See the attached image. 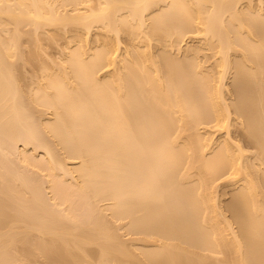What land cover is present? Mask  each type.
I'll return each mask as SVG.
<instances>
[{"label":"bare ground","instance_id":"1","mask_svg":"<svg viewBox=\"0 0 264 264\" xmlns=\"http://www.w3.org/2000/svg\"><path fill=\"white\" fill-rule=\"evenodd\" d=\"M93 2L0 0V153H19L11 160L22 162L10 170L0 154V264H264V0ZM95 26L106 38L94 45L75 33L76 44L50 69L41 35L51 27L89 34ZM43 27L48 32L38 33ZM198 31L216 46L213 71L194 57L198 49L190 47L193 56L181 45ZM28 32L41 35L31 34L20 54ZM123 35L129 41L120 54L114 44ZM22 59L47 64H34L42 71L36 90L19 82ZM212 122L214 130L238 129L253 151L229 136L214 147L201 133ZM19 142L43 149L42 168L57 190L58 180L76 173L80 198L92 201L83 202L90 217L71 210L72 179L59 185L71 194L57 193L71 202L46 182L56 200L44 199L45 177L34 178L42 191L30 176L42 161L24 147L23 154ZM217 180L232 188L224 207Z\"/></svg>","mask_w":264,"mask_h":264},{"label":"rangeland","instance_id":"2","mask_svg":"<svg viewBox=\"0 0 264 264\" xmlns=\"http://www.w3.org/2000/svg\"><path fill=\"white\" fill-rule=\"evenodd\" d=\"M95 1H96V0H94L93 3H95ZM97 2H98V1H97ZM96 4H97V3H96ZM243 5H245V4H244V1H242L241 3H239V7L242 8ZM8 27H11V28L13 29V25H12V26L9 25ZM11 28L9 29V32H10ZM28 28H29V27H28ZM49 28H50V27H49ZM51 28H52V27H51ZM51 28L48 29V27H45V30H46V31H44V27H43V30L40 28L41 30H39L38 33H40V31L48 32V30H51L52 32H51V31H50V32L53 33V32L55 31L56 28L54 29V27H53V30H52ZM47 29H48V30H47ZM68 29H70V27H69ZM74 29H75V30H74ZM74 29H73L72 27H71V29L68 30V31H67V29H62L61 31H63V32H61L60 29H58V30L60 31V34H58V32H57V30H56V31H55L56 33L54 32V34H52V36H54L56 39H55L54 37H50L51 40H49V41H48V39H50V38H49L50 35H47V34H50V32H49V33H46V34H44V35H41V34H40L41 36H43V37H41L42 39H40V38H39V39H40L41 42L43 43L42 47H44L43 50H44V52H45V54L43 53V55H45V57H46V58H45V57H42V58L45 59V62H46L49 66H50V64H51L50 69H52V68L55 67V66H56L55 68H57V65H58L60 62H62V59H61V57H62L61 52H63L62 49L65 48V50L67 51V50H69L67 47L74 46V45L76 44V42H77V41H74V40H75L74 38H75L76 36H78V39H79V37H81V40H83V41L86 40V39L88 38V39H87L88 42L90 41V42L93 43V44H94V42L96 43L95 39H97V40H101V39H99V38H102V39H103V35H104V38H106V37H105V34H103V33H104L103 30L100 29V28H98V27H96V26H95L94 28H92V30H91V32H90L89 34H88L87 32H86V33H87V34H86V33L84 32L85 30H84L83 28L81 29V27H79V29L77 28V30H76V28H74ZM27 30H28V29H27ZM199 30H200V27H199ZM12 31H13V30H12ZM12 31H11V32H12ZM11 32H10V33H11ZM28 33H30V32H28ZM28 33H24V36L22 37V39H21V37H20V39H19V40H20V43H22V46H21V44L19 43V44H20V47L22 48V50H24V51L22 52V50L20 49V51L22 52V53H20V54H23V53H24V55H25V53H28V51H27L26 49L31 45V43H33V42L30 41L31 38H32L33 36H34V39L32 38L33 40H35V39L38 40V37H40L39 34H38V36L35 38V36H36L37 34H35V33H34V34H32V33L28 34ZM41 33H42V32H41ZM75 33H77V34H75ZM198 33H200V32H199V31L197 32V35H199L198 37H197V35H194L193 37L190 36L189 38H188V37L185 38V39H184L185 41L182 42L183 44L181 43V45H183L182 47H184V46L186 45L188 48L192 47V48H196V49H198L199 51L193 49L195 52H196V51L198 52V53H197V56H194L195 53H194V51H193L191 48H190L189 51H187L188 49H187V47H185V48L187 49V50H185V52H186V51H187L188 53L190 52L189 55L191 54V55H193L194 57H198V59H199V57H200V59H201L202 61L204 60V62L209 66V67H206V68H208V70H212V71H213V70L216 68L215 65L217 64V61L215 60L216 58H214V56H213V53H214V51H215V54H214V55H216L215 57H217V54H216V50H217V49H216V46H215V49H216V50H215V49H214V50H211V49L214 47L215 44L211 45L212 48L210 49L211 46L209 45V43H208V46H207V42H210V41L208 40V37H206L207 42L205 43L206 40H204V37L201 35L202 33H200V34H198ZM31 34H32L33 36H32V37H29ZM42 34H43V33H42ZM74 34H75L76 36H75ZM102 34H103V35H102ZM22 35H23V34H21V36H22ZM25 35H26V36H25ZM46 35H47L48 38L45 37ZM55 35H56V36H55ZM72 35H74L75 37L72 36ZM195 36H196V37H195ZM27 37L29 38V40H28ZM72 37H74V38H72ZM121 37H122V38H121ZM121 37L119 38V41L121 40L122 42L120 41L121 43H120V44L118 43L119 45L116 43L117 45L114 44V46H115V49H116L118 52H122V53H120V54H123V52H124L123 49L125 48V46H127V44H128L127 41H129V39H126V38H128L126 35H123V36H121ZM53 39H55V41L49 43V42L52 41ZM110 39H112L114 43H115V42H118V40L115 41V39H113V38H110ZM26 40H27V41H26ZM108 40H109V39H108ZM29 41H30L31 43H30ZM41 42H40V43H41ZM108 42H110V44H111V46H112V48H113L114 46H113L112 41L110 40V41H108ZM42 43H41V44H42ZM91 43L89 44V46H90L89 48H91V47H93V46L95 45V44L93 45V44H91ZM153 44H154V43H153ZM69 45H70V46H69ZM92 45H93V46H92ZM154 45H155V44H154ZM152 46H153V45H152ZM202 47H203V48H202ZM205 47H206V48H205ZM66 48H67V49H66ZM151 48H152V51H153V49L155 48L154 51L157 52V49H158V48L156 47V45L153 46V47H151ZM185 48H184V49H185ZM201 48H202V49H201ZM113 49H114V48H113ZM184 49L182 48V50L180 51V53H181L180 55L183 54L182 51H184ZM200 49H201V51H200ZM25 50H26V51H25ZM122 50H123V51H122ZM191 51H193V54H192ZM64 52H65V51H64ZM188 53H187V54H188ZM62 54H63V53H62ZM175 54H176V53H175ZM26 55H28V54H26ZM65 55H66V53H65L63 56H65ZM22 56H23V55H21L20 57H22ZM28 56H29V55H28ZM28 56H26V58H29ZM20 57H19V59H21ZM65 57H66V56H65ZM65 57H63V58H65ZM22 58H24V57H22ZM19 59H18V60H19ZM46 59H48V60H55L56 63H57L56 60H59V61H60V59H61V61H60V62L58 61V63L55 64V65H54V63H53V65H52V62H54V61H52V62L50 61V63H48L49 61H48V60L46 61ZM18 60H17V61H18ZM63 60H64V59H63ZM214 60L216 61V63H215ZM217 60H218V57H217ZM28 61H29V60L22 59V60L19 62L20 65H19L18 62L16 63V64H18V65H16V66H18V67H16V68H17V71H18V73L16 72V74H17V77L20 79L19 82L21 81L23 85H25V84H30V85H28V87L30 88L31 85H32V87H34L33 82H37V83L40 84L39 81H40V80L42 81V79H41V78H42V77H41V76H42V73H41L42 71L40 72V70H41V69H40V68H41L40 65L44 62V60H41L42 62H39V63H41L40 65H39V63L36 64V63H34V62H32L33 64H31V60L29 61L30 63H29ZM45 62H44V65L47 66V64H45ZM213 63H214V65H212ZM21 64H22V65H21ZM34 64L37 65V66H40V68L38 67L40 70H38L37 67L35 68V65H34ZM207 65H205V66H207ZM20 66H21L22 70H21ZM49 66H48V69H49ZM52 66H53V67H52ZM213 66H214L215 68H214ZM210 67H213L214 69H213V68H210ZM18 68H20V70L22 71V74L19 72L20 70H19ZM53 69H54V68H53ZM54 70H55V69H54ZM54 70H53V71H54ZM18 74H19V75L21 74V75L19 76ZM40 74H41V76H39ZM103 74H105V72H103L102 75H103ZM229 76H230V75H229ZM20 77H22V79H21ZM38 77H39V78H38ZM38 79H39V80H38ZM230 79H231V78L228 77V79H227L226 81L229 80V82H231ZM22 80H23V81H22ZM35 80H36V81H35ZM34 84H35V83H34ZM20 85H21V84H20ZM36 85H37V84H36ZM21 87H22L23 90H26V89L28 88V87H26V86H22V85H21ZM23 87H25L26 89L23 88ZM32 87H31V88H32ZM35 87H36V86H35ZM35 87H34L33 89H31V90H32V91H33V90H36ZM37 87H38V86H37ZM37 87H36V88H37ZM27 90H28V89H27ZM29 91H30V90H29ZM25 92H26V91H25ZM27 92H28V91H27ZM48 116H49V114H48L47 116L43 117V118H47ZM40 120H41L40 122H42L43 119H40ZM213 124H214V122L210 123V124H209V127H206V129H205V128H202L201 133H202V136H204V137H209V136H210V137H213V138L215 139V140H214V141H215V142H214V147H217V145L219 146L220 141L223 142L222 140L225 138V136H229V137L232 139V141L241 142V144H242L247 150L253 151V148H252L253 146L251 147L247 142L243 141V138H242V136H241V133H240V131H239L238 129H236V128H233V129H232V128H231L230 131L227 133V131H225V130H214V129H212L211 126H212ZM207 135H208V136H207ZM1 141H2V142H1ZM1 141H0V142L2 143V145H5V144L3 143L4 141H3L2 139H1ZM216 141H217V142H216ZM20 143H21V142H19L18 145L21 146V147L18 146V148H20L19 150H22V149H23L22 147H24V146L22 145V143H21V144H20ZM215 143H216V144H215ZM217 143H218V144H217ZM245 143H247L248 145L245 144ZM28 147H29V146H28ZM24 148L26 149V152L28 151V152L31 153V155L33 154V155H34V158L36 157V158L34 159L33 162H35L36 160H37L36 162H38V160H39V164H40V161H42V160H41V157L43 158V154H44V153H43V149L41 148L42 151H41L40 148H39V150H35V149H34V150H35V151H34L33 148H35V147H33V145H31L30 148H26V147H24ZM1 149H2V148L0 147V151H1ZM25 149H23L24 152H25ZM27 149H29V150H27ZM23 150H22V152H23ZM8 152H10V151H8ZM19 152L21 153V151H19ZM24 152H23V154H24ZM26 152H25V153H26ZM6 153H7V152H6ZM15 153H16V152H13V154H14L15 156H17V159H18V156H19L18 154H19V153H18L17 155H16ZM30 153H28L29 155H28V154H26V155L30 156ZM0 154H1L2 156H3V155H6L5 158H4V156H3V158H4V160L6 159V162L8 161V163L4 162V164L6 163V166H5L4 164H2V163H1V164L4 165L5 167H7V165L12 161L11 159L13 158L14 155H13L12 158L10 159V158L7 156V154H5V153H4V154L0 153ZM35 154H36V155H35ZM9 155H12V154H9ZM21 155H22V153H21ZM21 155H20L19 159L22 158ZM2 156H0V157H2ZM6 157H8L9 159L6 158ZM10 157H11V156H10ZM44 157H45V155H44ZM14 158H16V157H14ZM14 158H13V160L15 161ZM31 159L33 160V158H31ZM0 160H1V159H0ZM9 160H10V161H9ZM20 160H21V159H20ZM44 160L46 161L47 159L44 158ZM44 160H43L42 163H41V167H39V164H38V167H39L41 170H40L39 168H37V170H35V171H37V173L35 172V174L32 173V174H33V175H32V174H31V171L29 170V168H28V169L26 168V169L29 170V173H28V174H31V175H30L31 178L33 177V179L36 178L37 180H39V178H40V180L42 181V179L45 177L44 180H45V179H46V180H45V181H42V183H43V182H44V183L46 182V183L49 185V184H51V183H50V180H49V177H50V179H52L53 177H51V176H52L53 174L51 175V174H48V173H47L49 169H43V168H45L44 165L47 164V162H45L46 164L43 163ZM14 161L11 162V163H13L12 165H11V164L8 165V168L11 167V168H9L10 170H12V166L14 167V166L17 164V163L15 164L16 161H15V162H14ZM18 161H19V160H18ZM1 162H3V160H1ZM36 162H35V163H36ZM14 164H15V165H14ZM18 164H19V163H18ZM18 164L16 165V167H18ZM20 164H22V162H21ZM20 164H19V165H20ZM2 165H0V166H2ZM10 165H11V166H10ZM69 165H72V163H70ZM4 166L2 167V170H1L2 172H3L4 169H5V172L7 171L6 168H4ZM48 166H49V165H47V168H49ZM73 166H74V165H72V167H73ZM16 167H14L13 170H16V169H17ZM22 167H23V165H22L21 167L19 166L20 169H21ZM42 167H43V168H42ZM70 167H71V166H70ZM8 168H7V169H8ZM15 168H16V169H15ZM24 168H25V167H23L22 169H24ZM9 169H8V170H9ZM20 169H19L18 171L21 173L20 175H22V172H23L24 170H22V172H21ZM26 169H25V170H26ZM38 169H39V170H38ZM42 169L45 170V171H43ZM57 170H58V169H57ZM57 170H56V171L53 170V171H54L56 174H59L60 170H59V172H58ZM16 171H17V170H16ZM16 171H15V172L12 171V172H13L12 174H15ZM53 171H52V172H53ZM7 172L10 173L11 171H7ZM19 172H18V174H19ZM45 172H46V173H45ZM49 172H50V171H49ZM3 173H4V172H3ZM44 173H45V174H44ZM55 173H54V175H55ZM62 173H63V172H62ZM62 173L60 172L59 175H61ZM10 174H11V173H10ZM16 174H17V173H16ZM46 174H48L49 176L46 175ZM72 174H73L74 176H76V175H75L76 173H72ZM72 174H69V175L71 176ZM20 175H19V177L21 178L22 176H20ZM59 175H56V176L58 177ZM62 175H63L64 177L66 176L65 173L62 174ZM46 176H47L48 178H46ZM63 176H60V178H62V180H63ZM70 176H69V177H70ZM74 176H73V177H74ZM23 177H24V178L27 177L26 174H25V176H24V172H23ZM41 177H42V178H41ZM69 177H68V175H67V176L64 178L63 181L66 182V181L69 180L68 183H70V181H71V179H72V182H73V180H74L73 187H75L76 185H78V184H77V181H78V177H77V176L75 177V179L72 178V177H70V178H69ZM20 178H19V181H20ZM27 178H28V177H27ZM31 178H30V180H32L33 183H34L35 181L37 182V183H36L37 186H35V187L37 188L38 185H39V183H41V181L38 183V181H37L36 179H34V180H35V181H34V180L31 179ZM67 178H69V179H67ZM22 179H23V178H22ZM22 179H21V182H20V183L17 181L18 179H17V180H14V182H15V183L18 182L19 185H18V184H17V185L20 187V184H22ZM54 179H55V178H54ZM65 179H66V180H65ZM76 179H77V181L75 182ZM27 180H29V178H28ZM47 181H49V182H47ZM56 181H57V180H56ZM59 181H60V180H58V183H59ZM217 181H218V180H217ZM220 181H221V180H220ZM53 182H55V180H54ZM60 182H61V181H60ZM65 182H64V184H66ZM15 183L13 184V181H12V184H13L14 186H16L17 188H19ZM44 183H43V186H44V188H46L45 191H46V193L48 194V195L46 194V195H47V196H46V195L42 192V194L45 195V196L43 195V197H44V199H45L46 197L50 196V194L53 192V191H51V190L47 191V188H48L49 186H50L49 188H51V186H54V185L51 184V185L48 186L46 183H45V184H44ZM56 183H57V182H56ZM58 183H57V185H56V187H58V190H57V189L55 188V186H54V190L57 191V192H56V191L53 192V193H55L54 195H58V196H59L60 193H61L60 195H62V193H63V194L67 193L68 191L66 192V191H64V190H61L62 188H61V186H59V185H61V184H63V183H61V184H60V183L58 184ZM68 183H67V184H68ZM216 183H217V182H216ZM31 184H32V182H31ZM36 184H32V185L34 186V185H36ZM64 184H63V186H65ZM67 184H66V185H67ZM74 184H75V186H74ZM217 184H218V185L215 184V185H216V193H217L216 195H217V199L219 200V201H218V200H217V201H218L219 204L223 205L224 202H225L226 200L228 201V199H229V195H231V194H229V193H230V191H231L232 188H231L230 186H229V187H228V186H225V184H223L222 182L219 183V181H218ZM47 186H48V187H47ZM41 187H42V185L40 184V185H39V189H40ZM59 187H60V188H59ZM42 188H43V187H42ZM42 188H41L40 190L43 191ZM77 188H78L79 190H78V189H77V190L74 189V192H73V188H71V189H72V194H73V193H74V195L76 194L75 197L78 196L77 191H78V193H79V191H80L79 185L77 186ZM37 189H38V188H37ZM39 189H38V190H39ZM51 189H52V188H51ZM59 189H60V192H59ZM67 189H69L68 186H67ZM71 189H69L70 191L68 192V193H70V194H71ZM75 190H76V193H75ZM45 191H44V192H45ZM61 191H64V192H61ZM40 192H41V191H40ZM50 192H51V193H50ZM58 192H59V194H57ZM49 193H50V194H49ZM53 193H52L51 195H53ZM68 193L65 194V195H68ZM81 193H83V192L80 191L79 196H78L79 198H77V197L75 198V197H74V199H76V200L74 201V204H75V205H73V201H72V205L75 206V207H71V210H73V208H74V211H76L75 213L78 212V209H79V212H81V213L84 212L85 209H86V208H84V211H83V207H84V206L86 207V204H87V203H86V204H85V203L83 204V202H88V201H87L86 199H84V200H86V201H83L82 198L85 197V195L83 194V195L81 196V195H80ZM70 194H69V195H70ZM30 195H31V194L29 193V195H27V196H30ZM63 196H64V195H63ZM71 196L73 197V195H70V196H68L67 198H70ZM56 197H57V196H56ZM59 197H62V196H59ZM64 197L66 198V196H64ZM80 197H82V198H80ZM48 198H49V197H48ZM48 198H47V200H46V199H45V200L48 201ZM54 198H55V197H54ZM57 198H58V197H57ZM62 198H63V197H62ZM62 198H61V199H62ZM65 198H63L64 201L62 200L63 202H65ZM85 198H86V197H85ZM49 199L51 200V202H53V200H56V199H53V197H51V196H50ZM58 199H59V198H58ZM58 199H57V201H58ZM61 199H60V200H61ZM50 200H49V201H50ZM67 200H68V202H69V201L71 202V198H70V200H69V199H67ZM67 200H66V202H67ZM57 201H56V202H57ZM44 202H45V201H44ZM56 202L54 201L53 205H55V206L59 205V202H57L58 204H56ZM60 202H61V201H60ZM66 202H65V203H66ZM45 203H47V202H45ZM49 203H50V202H48L47 204L50 205L49 207H51V204H49ZM65 203H63V205H64ZM89 203H92V201H91V202L89 201L87 205H89ZM102 203H103V205H102ZM102 203H101L102 207H103V206L105 207L104 202H102ZM105 203H106V202H105ZM47 204H46V205H47ZM68 204L70 205V203H68ZM60 205H61V204H60ZM60 205H59V206H60ZM63 205L60 206V207H64V206H65L64 208L68 211V209L66 208V204H65L64 206H63ZM72 205H71V206H72ZM77 205H78V207H79L80 205H82V208H81V206H80V208H81L82 210H81L80 208H77ZM106 205H107V203H106ZM55 206H54V207H55ZM59 206H57V208H60ZM224 206H225V205H223V207H224ZM52 207H53V206H52ZM67 207H68V206H67ZM91 207H92V205L90 206V208H91ZM98 207H99V206H98ZM100 207H101V206H100ZM57 208H56V210H57ZM64 208H62L63 211H62V210H61V211H60V210H59V211L57 210V211H58V212H62V213H63V212H66V211H64ZM76 208H77V209H76ZM88 208H89V206H88ZM90 208H89V209H90ZM92 208L94 209V207H92ZM92 208H91V209H92ZM51 209H52V208H51ZM53 209H54V208H53ZM60 209H61V208H60ZM93 209H92V211H93ZM100 209H101V208H100ZM100 209H99V211H100ZM103 209H104V208H103ZM105 209H106V207H105ZM105 209H104V210H105ZM222 209H224V208H222ZM87 210H88V209H87ZM87 210H86V211H87ZM104 210H103V211H104ZM224 210H225V209H224ZM69 211H70V210H69ZM74 211H73V212H74ZM86 211H85V212H86ZM89 211H91V210H88V212H89ZM103 211H102V213H101V211L98 212V215L100 214V216H103V217H105V218H106L107 216H110V215H109V214H110V211H109V213H107V216H106V212L108 211V209H107V211L105 210L106 212H105V211L103 212ZM70 212H72V211H70ZM88 212H86V214H88ZM91 213H92V216L94 217L93 212H91ZM78 214H80V213H78ZM83 214H84V213H83ZM83 214H81V215L83 216ZM74 215H76V214H74ZM88 215H89V217H90L91 214L89 213ZM76 216H77V215H76ZM84 216H85V215H84ZM79 217H81V216H79ZM85 217H87V216H85ZM89 217H87V218H89ZM82 218L84 219V217H82ZM82 218H81V219H82ZM110 218H111V217H110ZM110 218L108 217L107 219H110ZM87 220H88V219H87ZM87 220H86V221L84 220V221L87 222ZM89 220H92V219L90 218ZM89 220H88V221H89ZM82 221H83V220H82ZM84 221H83V222H84ZM124 226H125V224H124ZM124 226H120V227H121V230H120L119 227H118V229H119L120 231H125L126 228H125ZM124 228H125V230H123ZM115 229H116V228H115ZM115 229H114V230H115ZM118 229H117V230H118ZM114 230H113V231H114ZM127 230H128V229H127ZM120 231H119V232H120ZM128 231H129V230H128ZM128 231H127V232H128ZM116 232H117V231H116ZM127 232H126V233H127ZM122 233H123V232H121V235H122ZM126 233H125V234H126ZM130 234H131V233H127L126 236L128 235V236L130 237V236H131ZM124 236H125V235H124V233H123V237H124ZM126 236H125V237H126ZM125 237H124V238H125ZM129 237H128V238H129ZM128 238L126 237V239H128ZM91 248H93V247H91ZM95 250H96V249H94V251H95ZM96 252H97V251H95V254H97ZM19 254H20V253H19ZM95 254H94V256H95ZM32 260L35 261L36 259H32ZM32 260L30 259V261L33 262V263H31V262L29 261L30 264H34V263H35V262L32 261ZM39 262H41V261H38V264H39ZM17 264H18V263H17ZM19 264H21V263H19ZM43 264H46V263H43Z\"/></svg>","mask_w":264,"mask_h":264}]
</instances>
